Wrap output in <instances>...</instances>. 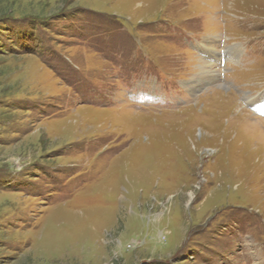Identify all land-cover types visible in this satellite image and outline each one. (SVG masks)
<instances>
[{"label": "rangeland", "instance_id": "1", "mask_svg": "<svg viewBox=\"0 0 264 264\" xmlns=\"http://www.w3.org/2000/svg\"><path fill=\"white\" fill-rule=\"evenodd\" d=\"M250 98L264 0H0V264H264Z\"/></svg>", "mask_w": 264, "mask_h": 264}, {"label": "bare ground", "instance_id": "2", "mask_svg": "<svg viewBox=\"0 0 264 264\" xmlns=\"http://www.w3.org/2000/svg\"><path fill=\"white\" fill-rule=\"evenodd\" d=\"M207 46H208V48H207ZM204 50H205V51H208L209 53L212 52V49L209 47V43H206V45H204ZM212 53H214V52H212ZM233 55H234V56L236 55L235 50H231L230 53L228 54V56H230V57H232ZM203 62H204V61H203ZM204 63H205V62H204ZM200 72H201V74L206 75L205 79H212V78L214 79V78L216 77L215 70L210 69V68H208V69H206V70H204V69H200ZM200 72H199V73H200ZM203 72H204V73H203ZM250 101H252L253 103H255V105H256L258 108L264 109L263 105L260 103V100H259V101H256L254 98H250Z\"/></svg>", "mask_w": 264, "mask_h": 264}, {"label": "snow or ice", "instance_id": "3", "mask_svg": "<svg viewBox=\"0 0 264 264\" xmlns=\"http://www.w3.org/2000/svg\"><path fill=\"white\" fill-rule=\"evenodd\" d=\"M262 111H264V109H262Z\"/></svg>", "mask_w": 264, "mask_h": 264}]
</instances>
